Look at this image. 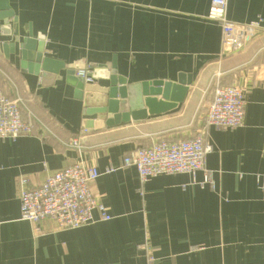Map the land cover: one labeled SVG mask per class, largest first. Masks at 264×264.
<instances>
[{"label": "crops", "instance_id": "crops-1", "mask_svg": "<svg viewBox=\"0 0 264 264\" xmlns=\"http://www.w3.org/2000/svg\"><path fill=\"white\" fill-rule=\"evenodd\" d=\"M210 7L211 0H0V14L14 15L12 31L15 19L21 37H44V56L64 67L47 80L25 71L0 19V87L22 100L35 125L34 135L0 143V264H152L140 249L146 244L153 264H264L257 179L264 173V0H227L229 22H262L222 59L223 29L207 18ZM99 65L108 69L84 93L68 80L70 71ZM113 71L127 86L175 84L180 75L191 85L173 111L109 127L106 116L87 113L100 105L90 100L86 108L84 100L108 88ZM218 76L245 90L241 127H205ZM204 127L214 148L206 161L213 187L202 185L204 171L141 183L134 167H124L92 184L110 221L96 211L97 222L61 231L50 220L39 227L21 220L23 180L36 188L79 161L104 173L138 148L192 138Z\"/></svg>", "mask_w": 264, "mask_h": 264}, {"label": "built area", "instance_id": "built-area-1", "mask_svg": "<svg viewBox=\"0 0 264 264\" xmlns=\"http://www.w3.org/2000/svg\"><path fill=\"white\" fill-rule=\"evenodd\" d=\"M226 11L227 0H211L207 18L219 22L223 29L225 49L220 59L240 51L250 35L259 33L262 22L232 23L227 20ZM75 75L84 83L95 82L90 66L77 69ZM219 79L220 76L213 84L214 92L207 106L205 127L220 130L241 127L245 116V90L237 85H221ZM205 127L192 138L163 139L151 146L138 148L124 158L121 167L110 166L104 173L96 165L79 161L48 176L36 188H30L28 181L23 180L20 194L21 220L37 227L43 221L50 220L61 231L75 230L97 222L94 216L96 211L100 214V221H110L112 217L93 192L92 184L102 174H111L124 167H134L141 183L161 175H195L198 171H204L205 181L202 185L213 187L206 161L214 148L206 143ZM34 131L33 118L24 115L22 100L10 99L0 87V143L34 135ZM257 179L264 195V173L257 175ZM140 249L147 252L149 262L153 264L155 258L150 246L146 244Z\"/></svg>", "mask_w": 264, "mask_h": 264}, {"label": "water", "instance_id": "water-1", "mask_svg": "<svg viewBox=\"0 0 264 264\" xmlns=\"http://www.w3.org/2000/svg\"><path fill=\"white\" fill-rule=\"evenodd\" d=\"M11 17H14L12 12L0 14V19L4 21L1 28L2 35L13 36L15 39L9 47L10 53L15 54L18 48V54L22 61L21 66L31 74L41 75L46 80L54 78L50 74L58 76L60 69L64 67L44 56V37L34 38L33 34L21 37L15 19L16 29L14 32L12 31V25L9 23ZM5 31L6 33H4ZM5 48L8 47L5 46ZM105 69H108L107 66L99 65L93 72L94 78H101V71ZM68 74V80L72 82V85H75L81 93L86 92L84 81L76 78L74 71H70ZM105 76L110 80V86L101 88L95 95L86 96L84 101L86 108H89L90 100L96 105H100L93 107L98 109H89L87 113L88 115L106 116L105 124L109 127L127 123L131 119L141 120L148 115L153 116L173 111L180 103L184 102L189 90L188 86L191 85V80H185L184 75H180L178 83L175 84L154 82L129 86H127L126 79L116 77V71L107 73Z\"/></svg>", "mask_w": 264, "mask_h": 264}]
</instances>
